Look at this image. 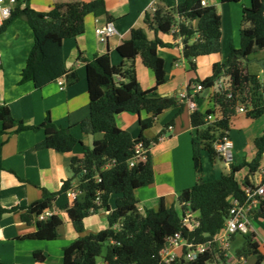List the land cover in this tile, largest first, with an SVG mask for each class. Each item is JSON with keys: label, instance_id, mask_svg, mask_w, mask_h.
<instances>
[{"label": "trees", "instance_id": "trees-1", "mask_svg": "<svg viewBox=\"0 0 264 264\" xmlns=\"http://www.w3.org/2000/svg\"><path fill=\"white\" fill-rule=\"evenodd\" d=\"M225 2H243L244 0H223ZM178 13V16H176ZM108 15L105 0H54L50 10L43 11L31 6L26 0L23 8L19 6L13 15L0 27V34L16 19H24L34 32V45L21 71V82L33 81L37 88H43L63 77L68 84L79 80L77 71H68L65 66L63 42L85 32L87 15ZM145 21L155 28L156 37L149 39L145 29L134 28L131 37L122 41L117 51L123 59L131 62L127 67L115 65L110 53L96 55L87 62L90 115L80 122L83 132L96 134L102 132L104 139L92 148H84L82 157H73L71 169L74 178L79 177L77 189L83 192L67 209L68 217L79 236L63 249V264H164L160 251L166 238L177 231L194 244L213 241L225 225L232 198L244 203L247 199L244 186L248 176L240 182L236 173L248 167L250 174L263 164L264 131L254 139L256 154L251 161L230 163V171L222 173L212 180L202 176L180 194L184 209L198 212L199 226L189 229L183 225L182 215L174 206H168L164 198L158 208H148L142 213L138 208L136 189L149 185L155 180L152 153L147 152L144 162L129 165L134 155V146L143 142L149 147L157 138L148 139L143 131L151 128L155 119L172 106L181 107L175 96H161L158 87L166 82L165 60L159 55V47L171 45L163 41L158 33H171L183 39V55L195 70L193 59L200 55L217 54L221 51V15L216 6L203 5L202 0H185L174 8L157 6L152 14H147ZM192 23L190 25L189 23ZM240 47L231 46L227 59L213 64L211 76L201 79L192 78L187 88V97H198L201 91L208 93L209 106L204 110L194 109L191 114L192 151L195 171H203V152L207 151L211 159L224 157L216 150L217 141L229 136L232 118L238 113L240 103L250 102L252 108L247 117L256 119L264 115V80L257 73H251L244 67V61L253 52L264 49V0H250L242 10ZM141 56L145 66L150 68L156 79V85L144 89L138 79L135 59ZM224 76L225 86H216L215 82ZM203 89L196 91V84ZM124 111L146 113L140 117L141 133L133 137L132 133L117 124L116 115ZM214 114L216 120H207ZM2 131L45 130V138L38 143V148H50L60 152H70L77 144L83 143L70 127H62L46 118L33 125L22 118L15 117L7 104L0 105ZM107 165H110L107 167ZM99 175L100 181L95 180ZM73 178L63 181L60 192H67L73 186ZM59 192V193H60ZM118 193L116 207L108 215V227L95 233L84 234L85 218L91 211L109 208V197ZM57 192L44 190L42 197L24 208L22 219L37 224V230L29 237L54 240L59 235L63 220L54 214L47 219L40 215L53 206ZM18 208L0 206V217ZM258 214L264 213V204ZM186 251V250H185ZM41 254V252H39ZM254 254L256 264L264 262V253L255 240V234H245L244 245L238 255ZM216 257L207 251L196 260L183 261V257L172 264H209ZM224 264H233L224 260ZM0 264H12L0 260Z\"/></svg>", "mask_w": 264, "mask_h": 264}, {"label": "crops", "instance_id": "crops-1", "mask_svg": "<svg viewBox=\"0 0 264 264\" xmlns=\"http://www.w3.org/2000/svg\"><path fill=\"white\" fill-rule=\"evenodd\" d=\"M184 1L105 0L108 15L97 17L92 14L87 15L85 32L75 38H67L63 42L65 66L68 71H77L80 77L73 84H68L66 77L43 88H37L33 81L21 82V71L34 45V32L24 19L16 18L0 34V105L7 104L15 117L22 118L29 124L39 125L46 118H50L59 126L70 127L73 134L83 142L77 144L70 152L38 148V143L45 138L43 128L1 133L2 123L0 121V206L18 208L0 217L1 261L12 264H63L64 247L74 241L79 233L67 214V209L75 199L69 195L68 191L60 192V189L64 180L73 178L71 189L75 190L77 198L83 195V192L77 189L80 179L79 177L74 178L71 161L73 157L84 155L85 146L92 148L104 139L102 132L85 133L79 125L90 115L89 82L85 59H92L96 55L109 52L113 64L129 66L131 62L123 59L117 48L122 41L131 37L132 29L143 28L148 38L154 39L156 31L154 27L146 23V15L152 16L154 9L159 5L174 8ZM202 1L206 5L216 6L221 15L222 47L220 53L200 55L193 59L195 70H191V63L182 52V38L175 36L172 32L158 33L163 41L171 44L158 49L159 55L165 60L167 79L163 85L158 87V93L161 96H175L182 105L166 109L155 119L151 128L143 131L148 139L158 137V140L149 146L154 161L155 180L149 185L137 188L135 192L138 208L142 213L148 208H158L160 199L164 198L168 206H174L176 210L182 209L180 214L183 215V204L179 197L184 189L192 187L200 176L205 179L208 171L210 174L207 180L215 179L219 174L230 171L231 162L220 157L216 159L219 158L222 162L214 161L209 169L208 166L206 168L204 162L201 175L195 171L191 114L194 109L204 111L203 105L209 106L208 93L204 94V98L200 95L183 99L181 92L187 91L192 78L199 76L204 79L211 76L213 64L225 61L232 45L240 47V34L243 28L242 10L245 5L250 4V0L243 2ZM108 22L113 23L116 31L107 42L103 43L97 38L95 27ZM135 65L142 88L155 87V75L150 68L144 65L141 56H137ZM60 81L64 84L61 85ZM195 92L193 89L192 94L194 95ZM203 92L201 91V94ZM240 113L245 112L237 114ZM145 116L147 114L144 112L138 114L124 111L116 115V120L121 128L129 130L136 138L141 133L139 119ZM257 136L259 135H253V138ZM236 148L237 143L234 144V151ZM234 158L233 154V163L241 162V158L238 161ZM216 159H211V161ZM244 178L242 177L240 181L242 182ZM44 190L58 193L51 211L61 217L63 224L59 228L58 237L54 240L29 237V234L37 230V224L35 221L27 223L22 219L24 208L39 200ZM113 194L109 197V208L93 210L85 218L84 234L95 233L108 227L109 212L116 207V199L119 196L118 193L116 196ZM258 209L260 211L261 206ZM256 212L252 214L255 215ZM195 215L198 217V212ZM250 232L255 234V240L261 248L264 245V239H261L252 225ZM233 237L229 260L234 263L244 258L247 264H256V255H238L244 242H239L233 248Z\"/></svg>", "mask_w": 264, "mask_h": 264}, {"label": "built area", "instance_id": "built-area-1", "mask_svg": "<svg viewBox=\"0 0 264 264\" xmlns=\"http://www.w3.org/2000/svg\"><path fill=\"white\" fill-rule=\"evenodd\" d=\"M203 5H206L202 1ZM26 0H0V27L11 18L15 9L19 6L20 8L25 7ZM155 10V9H154ZM178 30L177 27L172 29V33ZM115 26L112 22H108L103 25H97L95 27V34L100 42H107L109 37L115 33ZM182 38V37H180ZM184 46V45H182ZM1 63V55H0ZM63 85L64 82L60 81ZM216 86L224 87V76H221L215 82ZM62 87V86H61ZM203 89L202 84L195 85V91H200ZM183 99H186L187 92H181ZM252 108L250 102L240 103L237 106V112L247 113ZM207 120L213 122L216 120L214 114H209ZM216 150L224 157L227 162L233 161L234 154V144L229 136H225L223 139L219 140L215 144ZM149 147L144 146L143 142H137L134 146V155L129 161L130 166H134L137 163L144 162L147 159V152ZM110 165H107V167ZM96 181H100L99 175L95 177ZM248 182L244 186V190L247 199L244 203L236 198H232V206L229 210L227 220L225 222L223 230L216 235L213 241L207 243L194 244L188 241L181 231H177L174 234L166 238V242L161 248V262L164 264H172L177 259L183 257L186 261L196 260L200 255L206 253L207 251L212 252L216 257L215 264H224V260L231 262L230 259V248H231V238L236 233L247 234L251 231L250 215L258 210V208L264 204V163L260 168L249 174L247 178ZM69 195L73 198H77L75 190L70 189L68 191ZM54 215L51 209L42 213L39 219H47ZM183 225L187 226L189 229H195L199 226L200 222L191 209H184L182 215ZM186 250V251H185ZM239 262H234L233 264H247L244 258H241ZM261 264H264L262 262Z\"/></svg>", "mask_w": 264, "mask_h": 264}, {"label": "rangeland", "instance_id": "rangeland-1", "mask_svg": "<svg viewBox=\"0 0 264 264\" xmlns=\"http://www.w3.org/2000/svg\"><path fill=\"white\" fill-rule=\"evenodd\" d=\"M30 4L34 8L47 11L52 8L53 0H31ZM260 60H264V49H259L253 52L252 54H250L248 56V60L244 61L245 62L244 67L246 70H248L251 73H257L259 75L260 80H262L264 78V70L262 66L259 64ZM204 94H206L205 91L202 94H200L202 98H204ZM206 108L207 106L203 105V110H205ZM263 131H264V115L256 119H252L247 117L246 113H240V114H236L232 118L230 130H229V137L233 141V144L237 143L236 151H234V157L236 158V161H238L241 158L240 163H242L245 160L251 161L254 158L256 154L255 151L256 147L254 145L253 135H260L261 133H263ZM214 161H218L219 163L222 162V160L219 158L211 161L208 152L207 151L203 152V164L204 162L206 163V168L208 166L209 169V166H213L212 163H214ZM207 173L208 176L210 172L208 171ZM249 174H250L249 168L243 167L236 173V176L237 179L240 181L242 180V177L244 178L246 177V175ZM220 175L221 174H219V176ZM207 176H205V180L209 179ZM116 194L117 193H114L113 196H116ZM177 210L179 211V214L182 213V209L178 208ZM250 223L252 227L257 230L261 239H264V213L263 214L256 213L255 215L253 214L250 215ZM232 242L234 243L233 248H235L236 245L239 244V242L240 243L245 242V234L236 233L232 239ZM261 250L264 253V245L261 247ZM209 264H213V263H209Z\"/></svg>", "mask_w": 264, "mask_h": 264}, {"label": "water", "instance_id": "water-1", "mask_svg": "<svg viewBox=\"0 0 264 264\" xmlns=\"http://www.w3.org/2000/svg\"><path fill=\"white\" fill-rule=\"evenodd\" d=\"M176 16H178V13H176ZM190 25H192V23H189ZM259 64L262 66L263 70H264V60H260ZM183 261H186V259L184 258Z\"/></svg>", "mask_w": 264, "mask_h": 264}, {"label": "clouds", "instance_id": "clouds-1", "mask_svg": "<svg viewBox=\"0 0 264 264\" xmlns=\"http://www.w3.org/2000/svg\"><path fill=\"white\" fill-rule=\"evenodd\" d=\"M179 37H181V36H179ZM183 39V38H182ZM183 45H184V43H183ZM184 47V46H183ZM201 91V90H200ZM187 92V91H186Z\"/></svg>", "mask_w": 264, "mask_h": 264}]
</instances>
